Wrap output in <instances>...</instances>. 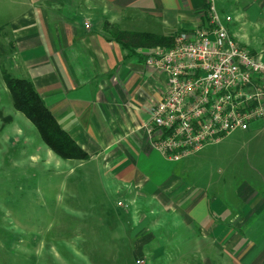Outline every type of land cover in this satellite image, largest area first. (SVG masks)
Masks as SVG:
<instances>
[{
    "label": "crops",
    "instance_id": "1",
    "mask_svg": "<svg viewBox=\"0 0 264 264\" xmlns=\"http://www.w3.org/2000/svg\"><path fill=\"white\" fill-rule=\"evenodd\" d=\"M236 1L227 0L228 6L264 13V0L247 5ZM30 2L32 9L11 22L4 42L22 62L16 69L34 84L62 129L91 156L80 165L115 183V194L126 204L121 216L127 219L136 249L162 236L174 218L186 225V243L195 242L205 253L203 264H211L214 250L228 252L232 236L238 238L235 264H264V119L246 131L252 140L260 139L253 156L260 178L240 186L241 200L226 201L213 183L189 185L180 192L187 183H182V167L156 151L144 129L152 106L167 93V78L146 66L139 51L143 48L127 49L106 28L109 23L124 32L157 36L190 32L209 21L211 0ZM134 18L160 23L166 33L122 25ZM219 256L223 262V254Z\"/></svg>",
    "mask_w": 264,
    "mask_h": 264
},
{
    "label": "rangeland",
    "instance_id": "2",
    "mask_svg": "<svg viewBox=\"0 0 264 264\" xmlns=\"http://www.w3.org/2000/svg\"><path fill=\"white\" fill-rule=\"evenodd\" d=\"M251 2L242 0L243 5ZM215 3L222 19L231 16L226 23L230 35L264 59V13H246L237 5L228 6L227 0ZM30 9V0H0V264H203L205 253L195 242L186 243L189 235L179 219L172 218L162 236H154L148 247L136 249L127 219L121 216L126 204L115 194V183L89 165L82 167L79 161L55 155L36 127L15 109L4 72L13 78L25 77L16 69L22 62L13 58L4 36L11 32V22ZM122 25L159 35L167 30L139 18ZM251 137L237 131L178 161L182 183L187 182L181 184L180 192L189 185L213 183L226 201L241 200L237 197L240 186L260 178L253 160L260 139ZM237 243L232 236L228 252L214 250L211 264H235L233 245Z\"/></svg>",
    "mask_w": 264,
    "mask_h": 264
},
{
    "label": "built area",
    "instance_id": "3",
    "mask_svg": "<svg viewBox=\"0 0 264 264\" xmlns=\"http://www.w3.org/2000/svg\"><path fill=\"white\" fill-rule=\"evenodd\" d=\"M208 25L153 47L148 68L163 73L168 90L144 125L152 147L178 162L264 119V59L238 44L211 0ZM118 205H123L121 202Z\"/></svg>",
    "mask_w": 264,
    "mask_h": 264
},
{
    "label": "trees",
    "instance_id": "4",
    "mask_svg": "<svg viewBox=\"0 0 264 264\" xmlns=\"http://www.w3.org/2000/svg\"><path fill=\"white\" fill-rule=\"evenodd\" d=\"M111 27L114 26L106 24V28L111 30L113 38L133 52L138 48L170 47L173 45L175 37L184 32L179 31L170 36H157L151 33L124 32L115 27L112 30ZM4 80L11 93L15 109L36 127L44 144L55 155L63 160L86 161L91 158L62 129L30 80L13 78L7 72H4Z\"/></svg>",
    "mask_w": 264,
    "mask_h": 264
}]
</instances>
